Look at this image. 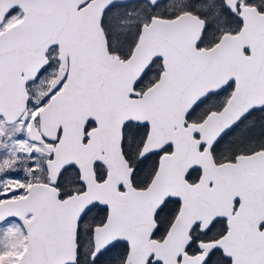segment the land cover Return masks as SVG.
<instances>
[{
  "label": "snow or ice",
  "instance_id": "obj_1",
  "mask_svg": "<svg viewBox=\"0 0 264 264\" xmlns=\"http://www.w3.org/2000/svg\"><path fill=\"white\" fill-rule=\"evenodd\" d=\"M0 264H264V0H0Z\"/></svg>",
  "mask_w": 264,
  "mask_h": 264
}]
</instances>
